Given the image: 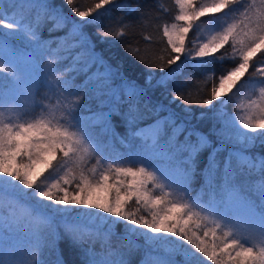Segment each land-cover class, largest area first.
<instances>
[{"label": "snow or ice", "instance_id": "1", "mask_svg": "<svg viewBox=\"0 0 264 264\" xmlns=\"http://www.w3.org/2000/svg\"><path fill=\"white\" fill-rule=\"evenodd\" d=\"M66 3L79 21L51 0H0V264H47L40 258L45 246L57 250L55 264H64L58 252L61 233L53 226L57 219L63 235L80 248L84 264H134L132 254L142 247L138 264L149 259L154 264H264V156L247 154L257 138H264V60L260 67L253 61L257 53L264 55V0H175L179 14L163 35L176 55L146 65L143 85L124 77L84 31L86 25L102 24L113 10L137 11L139 0L137 7L132 0H99L85 10L74 0ZM221 15L232 22L224 27ZM203 17L214 34L189 49L186 35ZM49 23V33L67 29L65 35L42 39ZM126 27L98 34L123 36ZM229 44L232 53L220 55ZM45 56L43 78L29 73ZM209 63L235 66L221 67L218 77L212 70L219 87L213 82L211 97L202 104L213 107L217 101L222 108L235 102L242 114L205 133L191 123V108L184 107L181 116L155 93L175 85L169 103L187 105L180 93L186 82L177 78L186 67L200 70ZM153 68H159V76ZM250 68L255 71L241 83ZM207 81L206 75L205 86ZM41 87L45 92L37 100ZM85 100H94L96 110L87 108L91 115L82 117ZM114 117L125 135L116 131ZM203 118L201 113L198 119ZM104 138L129 148L133 140L139 144L134 151L109 155ZM226 142L234 147L221 157ZM197 177L202 182L194 189ZM133 199L137 206L130 211ZM117 225H123L122 235L114 231ZM20 226L27 248L14 239ZM113 236L131 245L128 259L123 253L118 261L110 259ZM97 240L109 249L99 257L84 246Z\"/></svg>", "mask_w": 264, "mask_h": 264}, {"label": "trees", "instance_id": "2", "mask_svg": "<svg viewBox=\"0 0 264 264\" xmlns=\"http://www.w3.org/2000/svg\"><path fill=\"white\" fill-rule=\"evenodd\" d=\"M98 2L99 0H74V6L79 7L81 10H85L86 7L94 5V3ZM201 2H203V0H201ZM51 3L55 7L61 9L63 13L71 19L77 21L81 19L80 17L76 16L74 12H72V6H69L66 3V0H51ZM132 6L137 7L136 0H132ZM24 11L26 12L27 9H24ZM177 14H179V11L178 5L175 3V0H139L137 11L127 14L125 10H113L111 15L102 17V24L86 25L84 31L91 37L92 42L96 45V50L98 52H103L104 57L113 66H119L124 77H126L128 80L135 81L138 84L143 85L144 80L149 72V68H147L146 65L158 64L161 62V58H163V62L166 63L167 59L170 58V56L176 55V53L168 45L167 37L163 35V28L165 25H168L170 27L172 23H175L174 16ZM219 21L221 22V24H223L224 27H226L227 23L232 22V19L230 16L225 17L221 15L219 17ZM208 24L209 20L207 17L200 18V20L195 22L193 29H190L189 33L186 35L187 48L191 49L194 47V45L198 47L200 43H204L211 38V35H213L214 32L209 30ZM121 25H127L124 30L125 34L123 36L109 35L105 37L98 34L103 31L114 30ZM50 26L51 25L49 23L43 28L41 32L42 39L54 40L57 37L64 36L65 32L67 31V29H62L49 33L48 27ZM215 30L219 31L221 29L217 27ZM145 37H147V39ZM53 47H55V44H53ZM225 53H232L231 44L224 47L219 54L223 55ZM47 59L48 57L45 56L37 60L39 71L40 67L42 71V66ZM260 60H264V55H262L261 53H257V56L253 58L256 67H260L258 63V61ZM66 63L67 62H65V64ZM64 66V64L60 65L61 68H63ZM234 66L235 64L219 65L216 63H209L200 70L186 67L183 74L177 78V82H186V86L180 89V93L184 97V100L190 101L187 105H185L181 100H176L169 103L171 101L172 95L177 91L175 85H170L166 91L162 89L157 90L155 96H163L164 102L168 104L169 110L175 111L181 116L186 115L183 111L184 107L191 108V123L195 124L199 131L207 133L211 128H215L217 131H219L223 128L224 122L229 116H238L242 113L237 109L235 102L226 103L221 108V105L217 101H213V107L203 105L202 101L211 97V87L213 82H215L216 86L219 87L218 79H213L212 70H216L214 75L215 77H218L221 74V67L231 68ZM151 70L155 72L157 76L160 75L159 68H153ZM165 70L167 71V69ZM41 71L40 73L43 72ZM254 71L255 68H250V70L246 73V76L242 78L241 83L245 82L248 77L252 76ZM206 75L208 76V81L207 85L205 86L204 79ZM82 78L83 77H81L80 79ZM257 78L260 77L257 76ZM116 84H119L118 79L116 80ZM244 91H247V89H245ZM243 94L244 93L242 92L241 95ZM258 95L259 94L257 92V96ZM253 98L255 99L257 97ZM87 108L96 110V102L94 100H85V110H82L80 112V116L87 117L91 115V112L87 111ZM201 113L204 114V118L198 119ZM221 113H223V115ZM161 115H166V113H161ZM113 119L116 124V131L119 132L122 136L125 135L126 129L122 126L119 118L114 117ZM95 131L98 132L99 129H96ZM180 139L183 140V136H181ZM193 139L195 138L193 137ZM213 139L215 140V138ZM260 139L264 138H257V140L255 141V146L251 147L248 150V155H251L253 157H256L258 155L264 156V144L260 143ZM103 144L106 154L117 155L120 153H128L129 151H134L138 146L139 141L133 140L131 142V148L121 145L118 141L110 140L109 138H104ZM233 147L234 146L232 143L226 142V151L225 153L221 154V157L226 155L227 151L233 149ZM241 147V145H235L236 149H239ZM206 157L207 152H204L200 155V168H203ZM90 166L91 165H89V167ZM201 182V179L197 177L196 181L193 184V188L199 189ZM123 194L124 193H121V195ZM156 194L159 195V192L157 191ZM136 206L137 205L134 199L129 202L128 207L130 211L135 210ZM90 210L94 212L98 211L95 209ZM15 212L17 215H21L23 213V208L17 206L15 208ZM4 214L7 216V209H4ZM141 215H146V213L142 211ZM97 224H100L102 228V240L104 226L102 222L100 223V221ZM53 226L56 227V229L61 233V239L58 242V252L59 256L63 259L64 264H84V258L80 248L74 246L71 241L63 235V229L59 227V219L54 222ZM4 231L6 236L9 235L7 227H5ZM114 231L122 235L123 225H117ZM13 235L14 239H16L23 248L28 247V242L26 239H24L22 226L17 228ZM45 235H48V229L45 230ZM201 235H203V233H201ZM48 238L51 239L50 236ZM135 239L136 238L133 237V240ZM207 239L209 245H211L213 239L211 237V234ZM101 240H97L95 243L89 241V243L84 246L91 247L93 251L98 254V257L103 256L109 251V249L107 247L101 246ZM110 242L112 245L111 251L114 253L110 257V259L118 261L121 259L122 253L124 254V259L129 258L127 250L131 247V245L127 240L121 239L119 236H113ZM138 242L143 246L142 238ZM220 247L222 248V245H220ZM217 251H219V249ZM143 252L144 249L142 247L140 251L134 252L132 254L134 264H138L139 260L143 256ZM40 258L46 261L47 264H55L57 258V250L55 248L45 246ZM177 259H180V257H177ZM203 259L206 260L207 258ZM147 264H154V261L152 259H149L147 261ZM207 264H213V262L208 261Z\"/></svg>", "mask_w": 264, "mask_h": 264}, {"label": "rangeland", "instance_id": "3", "mask_svg": "<svg viewBox=\"0 0 264 264\" xmlns=\"http://www.w3.org/2000/svg\"><path fill=\"white\" fill-rule=\"evenodd\" d=\"M214 32V31H213ZM211 34H213V33H211ZM28 71H29V73H32V74H36V75H38L39 77H41V78H43V75H44V73L41 71V67H40V71L42 72V73H40V71H39V66H33V67H30L29 69H28ZM45 92V89L42 87V88H40L39 89V92L37 93V100H39V99H41V97H42V95H43V93ZM88 211H90V212H94V211H92V210H88ZM77 213H76V211H74L73 213H72V215H76ZM97 223H99V221H97ZM100 223H101V221H100ZM218 235H220L219 233H218ZM224 247V245H222V248ZM218 250V249H217Z\"/></svg>", "mask_w": 264, "mask_h": 264}]
</instances>
